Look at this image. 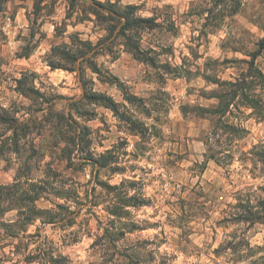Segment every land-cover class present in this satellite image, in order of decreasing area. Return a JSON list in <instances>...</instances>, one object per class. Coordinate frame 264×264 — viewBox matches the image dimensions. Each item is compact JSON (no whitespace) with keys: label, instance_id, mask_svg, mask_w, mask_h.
Segmentation results:
<instances>
[{"label":"clouds","instance_id":"9594fccd","mask_svg":"<svg viewBox=\"0 0 264 264\" xmlns=\"http://www.w3.org/2000/svg\"><path fill=\"white\" fill-rule=\"evenodd\" d=\"M0 264H264V0H0Z\"/></svg>","mask_w":264,"mask_h":264}]
</instances>
